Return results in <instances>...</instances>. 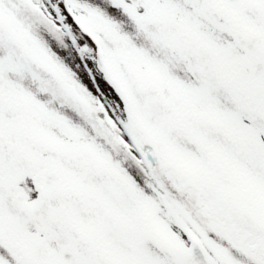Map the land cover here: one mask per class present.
Here are the masks:
<instances>
[{
	"label": "snow or ice",
	"instance_id": "6c2138e0",
	"mask_svg": "<svg viewBox=\"0 0 264 264\" xmlns=\"http://www.w3.org/2000/svg\"><path fill=\"white\" fill-rule=\"evenodd\" d=\"M0 264H264V0H0Z\"/></svg>",
	"mask_w": 264,
	"mask_h": 264
}]
</instances>
